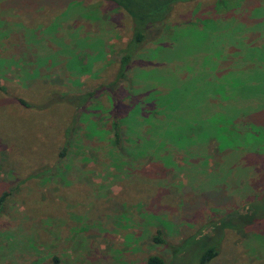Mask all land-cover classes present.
<instances>
[{
	"label": "rangeland",
	"instance_id": "rangeland-1",
	"mask_svg": "<svg viewBox=\"0 0 264 264\" xmlns=\"http://www.w3.org/2000/svg\"><path fill=\"white\" fill-rule=\"evenodd\" d=\"M8 1L23 5L21 0ZM68 1L71 0H41L48 5L60 3L63 12L57 16H53L56 11L48 12L43 20L31 21L37 17V9L32 11L30 21L10 19L0 11V34L11 28L8 35L0 36V58L3 59L0 61V194L9 191L0 212V264H50L53 255L58 264H140L143 255L151 250L149 232L141 222L143 218L151 220L148 216L152 212L181 219L183 210L178 208L181 202L185 201L186 209L197 205L214 207L236 196L234 200L241 202V194L251 189L249 181L254 187L264 184V153L246 157L244 152L247 147L254 148L255 143L256 147L264 148V133L259 135L256 131L259 137L251 140L245 129L238 132L232 128L226 144L230 141L236 148L221 152L216 166H212L209 156L207 165L201 158L198 163L183 164L180 175L191 183L192 190L172 169L156 173L150 157H142L145 165H138L129 173L124 168H105L104 157L96 156L100 147L98 140L95 136H84L79 129L74 143L67 147V156L60 158L61 167L56 166L63 130L70 122L69 104L78 101V98L74 102L66 99L67 104L58 101L63 95L60 92L76 87L80 91L95 89L90 107L102 104L103 94L98 85L111 73V67L105 65L116 58L128 38L127 27L121 34L109 35L102 53L95 58L94 53L73 52L79 49L75 46L78 42L99 46L101 41L99 37L96 41L76 38L77 34L88 36L95 30L73 13L80 8L79 2ZM78 1L100 3V0ZM105 7L121 23L120 10L111 4ZM39 10L45 11L46 6H39ZM66 11L69 15L59 25ZM32 22L36 24L30 26ZM159 26L150 25V35L144 42L152 44L148 46L151 52L144 56L159 59L153 62L155 68L144 74L142 89L148 92L147 99H156L169 112L175 106L179 113L173 112L178 123L164 118L155 126L150 125L149 139L143 140L134 133L133 140L136 138L141 145L150 147L161 129L164 137L173 140L169 145L168 138H161L158 144L164 146L162 150L189 143L198 150L188 151L195 157V153L206 152L202 134L212 133L214 119L206 103L212 95L211 74L232 72L223 76L230 100L223 104L219 121L234 117L235 122H244L245 118L239 119V114L246 113L248 117L252 114L250 110L264 107V0H189L173 6ZM176 28L177 39L170 46L169 30L173 33ZM155 29L162 36L153 40ZM153 42L162 48H154ZM46 45L61 46L62 55L57 50L47 53L51 48ZM144 56L134 58L132 64L142 69L150 66L143 62ZM168 57L177 62H160V58ZM72 58L83 62L94 60L96 68L78 75ZM6 60L12 62L6 65ZM185 70L194 72L190 78L182 79ZM226 77H229L227 81ZM35 80L37 85H31ZM17 86L22 91H17ZM158 87L161 90L155 89ZM17 97L23 98L26 104L19 105ZM138 108L135 106L127 115L134 125L137 120L132 116ZM164 112H159V118ZM95 113L91 111V119H97ZM170 116L173 119V113ZM170 126L177 131L163 130ZM132 148L130 144L124 146L126 151ZM171 151L174 153L170 160L175 165L181 152ZM200 156L205 158L204 154ZM244 158H249L253 167L247 166ZM138 203L148 212L153 211L146 216L145 208H139ZM113 211L123 214L115 218ZM200 216L188 219L198 224L203 218ZM261 222V226L257 222L241 232L223 231L218 253L207 264H264V220ZM189 264L196 263L191 260Z\"/></svg>",
	"mask_w": 264,
	"mask_h": 264
},
{
	"label": "trees",
	"instance_id": "trees-1",
	"mask_svg": "<svg viewBox=\"0 0 264 264\" xmlns=\"http://www.w3.org/2000/svg\"><path fill=\"white\" fill-rule=\"evenodd\" d=\"M21 2L23 5L16 4L15 1L0 0V11L5 12L10 19L11 17H16L18 21H30L32 19V11L34 9L38 10L37 17L31 21L43 20L46 18L48 12L51 11H56L53 16L61 15L63 13L60 3L48 5L42 3L41 0H21ZM73 2H79L80 6V8L75 9L73 13H77L80 17H82V19H84L87 26H91L93 31L95 30L93 33H88V36L77 34L76 38H89L87 41H91V39L96 41L97 37H99V40L101 41L99 46L78 42V45L75 46L79 47V49L73 52H76L77 54L83 53L84 55L94 53L95 58V56L102 53V46L106 37L109 35H113L115 32L116 34L119 32L121 34L123 28L127 27L125 31L127 32L126 34L128 35V38L122 48H120L116 58L109 61L105 65V67L108 65L111 67H109L111 73L100 83V85H98L100 90H102L101 94H103V99L100 100L102 104H94L90 107L89 101L91 97L95 96V89L80 91L77 90L76 87L75 90L67 89L64 92H60L63 95L60 96L58 101L66 104V99L68 98L73 99V102L75 101V98H78V101L73 104H69V106H71L70 122H68V125L63 130V142L60 146L61 148L59 152L57 153L58 159L55 161L56 166L61 167V165H58L60 158L65 155L67 156V147L70 143H74V140L77 138L75 135L76 131L79 129L82 131L84 136H95L98 140L100 147H97L98 151L96 152V156L97 158L104 157V162H102L104 167H112L116 170L124 168L126 173H129L136 166L145 165V162H142L141 160L142 157H150V164L154 165L153 168L156 170V173L161 170L172 169L180 176L181 181L183 179L186 182V185L189 186V190H192L191 185H189L191 183H188L186 178L180 175L179 170L183 164L189 163L192 165L198 163L201 158L205 159V165H207L209 163L207 157L209 156L212 157L210 160L212 166H216L219 162L217 159H220L219 156L221 155V152H225L227 150L232 151L233 148H236L235 144H231L230 141L226 144V137L232 128L235 130L238 129V132L245 129L246 134L249 138H251V140L257 139V136L259 137L260 134L264 133V107L250 110L249 112L252 114L248 117H246V113L242 115L239 114V119L240 117L241 119L243 117L245 118L244 122H242L243 120L235 122L233 119L234 117H231L227 121L218 120V115L223 113V104L229 102L230 100L228 86L224 85L223 76L232 74V72H226L225 74L220 75L211 74L210 78V81L212 82V95L208 98L206 103L207 106L211 107L210 112L213 115L214 120L211 125L212 133H203L201 137L202 142L204 140L205 144L206 152L203 153L205 158L200 156L203 155L200 153L199 155L195 153V157L190 155L188 152L189 150H198H194L189 143H185L182 147L173 146V148H171L169 146L168 150H162V148L164 149V146L158 144L161 138L164 140L168 138L169 142L167 143L169 145L173 142V140L169 138V136L164 137L161 134V129H158L159 132H157L155 139L153 140L154 144L150 147L143 144L141 145L140 141L136 138L133 140V137L135 136L134 133H137V135L142 137L143 140L149 139L150 135L148 129L151 130L153 126L158 124L161 120H164V118L169 119L167 121L170 123H178L174 117V112L179 113L178 111L176 112L175 106H172V110L170 107L171 111L169 112V109L164 108L166 106L163 104L162 106L158 104L156 99H147L145 93L148 92H143L142 86L146 79L144 74H147L152 68H155L152 66L153 62L159 59L154 56H144L147 52H151L152 50V48L148 47L152 44L149 45V43L146 45L144 42L146 41L148 35H150V25L159 26L161 21L165 19L173 6L181 3H187L189 0H100V3H83L76 0ZM85 4H88V6ZM109 4L120 10L121 16L123 17L121 23H118L116 20V15H112L106 11L105 6L108 7ZM39 6H46V10L40 11ZM67 9L68 6L66 10ZM109 9L110 8H108V11ZM68 15L69 14H67L66 11L65 16L58 22V24L61 25ZM111 19H114L113 23H111ZM126 21L127 24L125 23ZM35 24L36 23L32 22L29 25L32 26ZM54 26H56L57 29H60L58 25ZM9 29L11 28H7L6 32H3L2 34L8 35ZM176 30L177 28L173 33L172 30H169L170 34L168 35V44L170 46H172L171 44L173 39L176 38L174 34ZM101 31L106 34H104V36L95 34L96 32ZM22 32H24V34L26 33L24 30H22ZM2 34H0V36ZM154 34L153 40L157 39L156 37L158 35L162 36V33L159 32V30H156ZM59 35L60 33L57 34L58 37ZM44 40L48 41L46 38H44ZM155 42L158 43L157 40ZM155 42H153L154 48H162V46H158ZM25 45L27 46V44ZM46 47L51 48L47 51V53L56 52L53 50H57L59 53L58 55H62L61 46L46 45ZM143 56L145 57L143 62L151 64L150 66L143 67L142 69L139 65L136 66L137 64H132L134 58H141ZM72 60L75 64L74 66L76 67V73L78 75L91 72V70H94L92 68H96L97 65H94V60H85L84 62L76 59L74 60V58H72ZM0 61L3 62V59L0 58ZM175 61L176 60L173 57L163 59L160 58V62L163 64H172ZM10 62L12 61L6 60L4 64L7 65ZM14 63L16 64V62ZM137 67L140 68L138 69ZM102 71L103 69L101 72ZM193 72L194 71L192 70L186 71V73L182 72L183 74L181 73V78H190ZM176 74L178 75V73ZM25 78L29 79L28 77ZM227 78L229 77H226V81ZM36 81L37 80H35V82L31 85H37ZM6 87L14 90L12 86ZM41 87L42 84H39L40 89ZM44 87L47 88V85ZM163 87L166 89V86L163 85ZM1 88L2 87H0V90H2ZM23 88L27 89L25 87ZM155 89L161 90L160 87ZM17 91H22L20 86H17ZM15 100L19 103V105L26 104L23 102V98L20 99L17 97ZM145 102H147V104H144ZM135 106L139 108L132 116L137 120L134 125L132 121H129L127 115L129 112H132L131 110H133ZM91 111H96L94 115H96L97 119L90 118ZM159 112H164L166 114L162 118H159ZM167 113L169 115L168 118L165 117ZM172 113L173 119L170 116ZM206 115H209V113ZM229 122L230 124H228ZM150 125H152V127H150ZM163 130L177 131V128L170 126L164 127ZM256 131L259 132V135H256ZM128 144L133 147L131 151H126L124 149V146ZM256 146L258 145L255 143V146H253L254 148L247 147L244 150L246 153L245 156L247 157L258 154V152L259 154L264 153L263 147L261 148ZM212 148L213 150L211 151ZM225 148L227 149L225 150ZM172 149L173 151H179V153L181 152L179 154L180 159L176 160L175 165L170 160V157L172 158V153H174L171 151ZM161 152L164 154L161 155ZM244 160L247 166L253 167L252 163L249 162V158H244ZM249 182L251 183V189H248L246 194H241L243 198L241 202L234 200L237 197L236 196L231 201L224 204H218L214 207L197 205L193 208L186 209L184 201L181 202L180 206H178V208L180 207L183 210L181 219L177 217L175 219H171L164 213H161V215L156 212H152L153 210H151L152 215L148 216L151 220L143 218V221L141 222V226L144 224L145 229H147L146 231L149 232L148 248L151 250H148V253L143 255L140 264H189L191 260H194L196 264H207L218 253V245L221 241L223 231L231 230L234 232H241L248 227H252V225L257 222L258 225L261 226L263 223L261 220H264V184L258 183L255 184L254 187V184L251 181ZM148 185L153 187V184L151 183H148ZM256 190L257 192L255 193L254 191ZM7 195H9V191H4L0 194V212L5 204ZM138 205L141 209L145 208L144 212L146 213V216L151 213L148 212L146 207L140 203H138ZM109 210L111 209L109 208ZM112 214L116 216L115 218H118L123 214V212L118 211L116 213V211H113ZM193 216H200V218H203H201V222L196 224L194 223V219H188ZM186 228L188 229L187 231ZM135 240L137 244V238L134 239V241ZM50 264H58V259L54 255L51 256Z\"/></svg>",
	"mask_w": 264,
	"mask_h": 264
}]
</instances>
